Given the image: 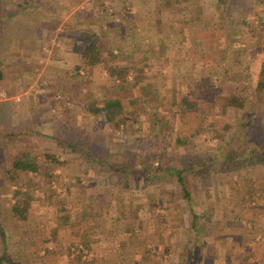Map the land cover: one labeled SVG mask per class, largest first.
<instances>
[{"label":"rangeland","instance_id":"obj_1","mask_svg":"<svg viewBox=\"0 0 264 264\" xmlns=\"http://www.w3.org/2000/svg\"><path fill=\"white\" fill-rule=\"evenodd\" d=\"M2 1L4 0H0V9L7 13L14 11L15 5ZM7 1L10 2L11 0ZM15 1H17L15 4H17L18 12L27 14L32 8L38 9L47 18L52 12L55 15L64 16L68 9L73 5H79L78 2H80L82 11L75 10L73 14L82 16L85 13V20L83 19L82 22L89 20V25L92 26L95 15H102V26H109L112 29L114 25L115 29L113 30H118L119 26L117 25L122 21L121 23L125 26L124 30L129 26L130 36L126 38L115 36V34L105 36L102 32L105 27L99 28L100 30L97 29L96 36L100 39L102 49H108L115 53L117 47L120 46L124 55L107 59V53L102 51V62L90 69H84L80 65L73 66L74 59L72 58L68 60L72 64L65 63L64 69L61 67V69H54L53 64L48 62L46 56L44 59L40 58V62L33 58L25 60L29 61L28 66L35 63L34 68H26L24 63L23 65L19 63V67L16 68L13 67V63L8 62L6 69H3L4 72L1 69L3 73L6 72V77L3 82H0L1 85L4 83L5 86V92H2L3 89L0 85V226L3 232L2 240L0 237V264H68L64 256V254L67 255V250L60 249L54 243V239L61 235V226L57 228L60 222L55 220L57 217L40 222L38 219H22L16 217L15 212L10 211V208L17 204L23 207L25 201L27 202L29 193L20 195L21 192L31 190L32 195L37 193L38 198L35 197L37 201L40 199L39 196L43 197L47 192L50 193L48 204L44 200V204H41L40 208L49 207L51 215H58L59 211L57 208L55 209L57 205L52 203L51 199H54L58 194H64V185L69 182L60 180L54 175L58 174L56 173L59 172L58 167L55 165L46 166L43 154L50 152L58 154L61 159L72 158L67 146L60 139L69 140L70 137L77 134L78 129L85 130L87 135L102 136L103 139L98 138L99 142H96L95 148L97 150L105 149L107 162L114 167H130L133 170L137 166L141 167L142 162L149 159L148 155L159 152H164L170 157L168 161H165L166 165L175 168L185 167L182 177L190 195L192 212L196 214L193 222L189 220L191 218L190 210L181 197L179 186L171 177L163 179L161 177L158 179L151 178L149 175L144 177L145 171H142V177L135 176V185L129 190L122 191L121 194H131L136 200L141 201L143 199L145 205V210L133 214L134 218H132V214H128V219H134L136 233L139 236L144 235V231L142 232L140 229H142L141 220L145 219L143 225H147L146 234L152 237L150 238L152 243L146 241L142 249L138 250L140 253L144 255L147 253L149 255L155 254L157 258L165 254L169 262L176 261L178 254L190 252L188 245L193 242V240L191 241V232L200 229L198 234H201L204 239V236L209 234L214 236L220 233L216 231L221 223H224L225 227H227L226 225L235 227L236 231L234 232H239V226L245 225L248 237L253 236V232L255 234L250 241L252 243L250 247L253 246L256 252L257 250L259 252L262 249V238L257 237V233H255V213L252 208H255L257 204L264 205L262 193V189H264V149L259 153L261 161L253 162L251 158L255 152L252 148L250 149L249 144L250 139H253L254 136L251 137L248 134L249 128L243 125L249 118L243 114L250 111L259 112L255 106L249 104L251 98L256 103L262 101L259 90L255 91L254 86L255 82L260 77L262 78L258 75V68L260 64L264 63V25L258 26L259 30L263 32V37L259 39L260 43H257L256 35L252 31L254 26L264 20V13L254 12L255 8L251 6L236 5L235 0H229V2H233V5L230 6L227 4L218 5L217 3L208 4L205 0H194L198 4L193 7L197 10V15L194 14L192 19L190 18V3H186L187 1L184 0H181L182 3L177 4V6L172 0H161L160 4L151 0ZM164 7L168 12L173 11V14H175L174 10L176 9V17L178 18L175 21L170 13H166L170 16L167 25L168 30L174 32L175 29L172 28L174 26L178 28L176 43L172 42L169 45L178 47V54L183 57L182 61L187 59L180 71L182 73H178V84L170 88H178V92H176L178 105L175 107L173 102L166 108H163L157 99L159 93L156 92L153 95V91L158 89L156 85L159 80L158 77L152 78L151 83L149 81L150 84L145 85L141 83L138 85L135 79L137 77L136 70L141 68L139 67L140 64L142 65L147 60L145 59L147 58L146 55L142 54L141 51L152 44L160 45L159 41L156 42L155 40L158 39L156 33L163 35L159 28L162 27L159 17H163L161 12L165 11ZM243 8H250V10L244 11ZM242 10V13L246 12L244 19L247 26L240 25ZM253 12L256 19L247 18ZM114 19L119 22L116 23L113 21ZM111 21L113 23H110ZM91 26L84 32L74 31L72 40L82 42L86 33H95L96 30ZM225 29L230 30L224 39ZM134 32L135 34H133ZM164 32L167 33V29ZM64 36L63 39L68 37L65 34ZM46 47L47 45L42 46V48ZM130 47L133 52H136L134 54L136 61L132 59L133 56L128 51ZM171 51L172 49L168 50L167 53L169 58ZM130 57L132 58L130 59ZM169 58L165 62L159 60V64L168 65L171 59ZM190 58L191 60H189ZM12 59L14 58L11 57L10 60ZM153 59L155 58L148 60L147 63H150L151 60L154 61ZM109 64L116 68L126 67L130 64L129 68L131 69L127 75V80L130 82L129 86L122 89L114 87V83L108 78L106 71ZM76 66L80 67V71L75 75L73 72ZM186 66H191L194 69L193 72L185 71ZM224 68L228 70L226 74ZM61 70L64 73H61ZM152 70L155 71L154 73L158 71L156 68ZM15 72H17V78L14 77ZM145 72L152 74L149 73V68L145 69ZM68 73L71 74V85L68 84L70 83ZM63 74L65 75L63 76ZM201 76H205L211 85L215 86L216 90L219 89L217 94L212 95L204 89L198 90L197 93L190 86L193 81L199 80ZM10 77L17 80L18 86L15 85L16 82L13 79L10 80ZM161 78L164 80L163 76ZM165 79L169 78L166 77ZM140 81L144 80L141 78ZM236 83H239L240 88H242L240 92L247 96V101L240 107H232L226 101L228 92L236 87ZM67 85L74 89V93L65 89ZM143 91L147 95L145 99L141 96L139 99L137 97L136 100L132 99L133 94L142 95ZM174 91L175 89H173V93ZM234 92L232 91V93ZM54 93L59 97H54ZM148 93H152L153 96L150 97ZM168 93L170 92L168 91ZM195 94L206 101L197 102V108L193 111L183 108L180 104V97L188 95L189 99H194ZM104 97H118L122 103L121 107L115 110V118L112 122H106L102 115L90 117L86 114V112L89 113L87 109L89 105L86 106L87 102L98 105ZM4 102L7 103L4 104ZM174 108H178V116L170 119H159L161 121L157 126L160 127L158 129L160 131L154 138L152 129L154 126L152 124H154V120L158 119L157 114L168 113ZM254 117L251 116L250 118H253V126L257 127L258 132L256 133L264 138V117H260V115L256 117V114ZM170 120L172 121L170 122ZM23 126L27 127L26 132L22 129L14 135H7L9 130L19 129ZM116 129L118 130L116 131ZM176 129L177 131H174ZM52 135L57 138L54 139ZM178 138L184 143H176ZM242 150H246L243 160L231 156L230 158L226 157L222 162L219 161V155L225 151L230 153ZM75 155L77 157L74 156L73 159L79 156ZM16 157L34 158L40 163L42 173L34 176V174L14 171L10 167V162ZM80 157L85 161L84 164L90 162L89 159ZM211 159L212 161H209ZM123 162L124 164L121 165ZM200 163L202 164L199 165ZM199 166L204 170L205 177L203 176V178L194 175L199 171ZM81 167H84L85 170L88 169L84 173L89 171L94 174L96 171L101 173L106 178L108 189L116 195L120 193L118 190L120 188L116 183L117 174L115 170L105 172L92 162ZM231 168L232 170H230ZM62 169L64 168L62 167ZM70 169L71 166L69 165L67 171ZM30 176L33 177L32 180H30ZM202 179H204V185H202ZM16 190L19 191V194L14 195ZM242 194L245 198H241ZM19 197L21 199L23 197V202L16 204L15 202L18 201ZM236 206L247 208V211L242 214L244 215L243 218L238 216L239 213L233 214L232 210ZM118 208L116 205L115 211L112 209L116 215ZM206 211L210 213H206ZM18 221L23 222L17 223ZM121 221L118 220V222ZM135 222H138L140 229ZM192 223L195 225L194 227L191 225ZM38 226L39 229H37ZM200 226L202 229L199 228ZM52 229H55L58 234L53 235ZM196 249L198 247H194L193 252L198 254V259L204 255L201 253L202 250L204 252V249L202 248L201 252ZM72 252L87 261L86 263L92 262L89 255L90 249L86 246H74ZM248 254L249 256L253 255L249 252ZM253 259L251 258L249 262L241 261L240 263L260 264V261ZM197 263L202 264L198 261ZM206 263L210 264V261ZM218 263L215 262V264Z\"/></svg>","mask_w":264,"mask_h":264},{"label":"crops","instance_id":"obj_2","mask_svg":"<svg viewBox=\"0 0 264 264\" xmlns=\"http://www.w3.org/2000/svg\"><path fill=\"white\" fill-rule=\"evenodd\" d=\"M11 1L9 2L7 0H4L2 2L15 5L14 11L7 13L4 12L2 9H0V70L1 69L3 70L4 68L6 69V67L8 66V62L13 63V67L16 68L19 67V63H22L21 65H23L24 63V65H26V68L27 67L34 68L35 63L28 66L29 61H25V60L33 58V59H38L37 61L40 62V58L44 59L45 56L48 62L53 64L54 69L56 68L61 69L63 67L65 68L66 67L65 63L66 64L73 63L72 64L73 66L80 65L81 67L84 65L83 60L80 58V56L72 51V46L74 44L80 43V41L78 42L76 40H72L74 31L80 30L81 32H84L85 30L89 29V27L91 26L89 25L90 23L89 20L82 22L83 19L85 20L84 17L86 15L85 13L83 14L82 12L83 14L82 16H75L73 14L75 10H78V12L82 11L81 10L82 4H80V2H78L79 5H73L70 9H68L67 14L64 16L55 15L52 12L51 15L49 16L47 15L48 16L47 18L46 16H44L43 13H41V11L33 8L32 10H29L27 14L20 13L17 11L18 8H16L17 4H15V2L17 1L15 0H11ZM151 1L158 2L159 4L161 3V0H151ZM165 1H169V0H165ZM172 1L176 6L177 4L182 3L181 0H172ZM184 1H187L186 3H190V15H191L190 18L192 19V16L197 15L196 14L197 10L193 9V7L197 6L198 4L194 0H190V1L184 0ZM235 1H236V5H242V6L247 5L249 7L251 6L255 8L254 12L256 11L257 13H261V14L264 13V9H263L264 0H235ZM205 2H207L208 4L217 3L218 5L228 3V1L226 0H205ZM4 9L6 10V8ZM191 9H192V14H191ZM167 12L168 11L165 9V11L161 12V15L163 17L162 18L159 17L160 22L162 24V27L159 28L161 29L163 35L162 34L157 35L156 33V37L158 36L159 40L156 38L155 41L156 42L159 41L160 45L156 46L152 44L149 46L152 48L149 49V47H145L146 49L141 51L142 54L146 55L147 58H145V56L144 58L147 60L143 62L142 65L140 64L139 67L141 68H138L136 70L137 77L135 78L138 85H140V83L145 85V84H150L152 78L158 77L159 80L156 83L158 89L156 88L157 91L156 90L153 91V95H155L156 92L159 93L157 99L159 102H161L160 104L163 106V108H166L167 105L168 106L172 105L173 102L175 104L174 106L177 107L178 96L176 92H178V88H174V87L172 89L170 88L171 86L178 84L177 83L178 73H182L180 71L181 69H183L184 64L187 62V59L182 61L183 57L181 54L180 55L178 54V47L175 48L169 45V43L172 42L176 43V40L178 39V30H177L178 28L174 26L172 28L175 29L174 32L168 30L167 25L169 23L170 16L166 14ZM174 12L175 14H173V11L168 13H170L171 17L176 21V19H178L176 17L177 14L176 9L174 10ZM254 12L250 14L249 17L247 18L256 19L254 16ZM101 16L95 15V17L93 18L94 24L91 27H93L96 30L94 33L95 35H97V29L99 28L101 29V27L102 28L105 27L101 25V20L103 19ZM97 17L99 18L97 19ZM144 19L142 20L147 21ZM113 21H115L116 23L119 22L117 19H114ZM133 21H135L134 18ZM121 22L117 25L119 26L118 30H113L115 29V26L113 25L112 29L109 26H106L104 28V31L102 32L104 33L105 36L111 34H115V36H119L122 38H126L130 36L129 26L126 27L124 30L125 26ZM110 23L113 22L111 21ZM166 29H167V33L169 34L164 32L166 31ZM228 30L230 29H225L224 33L228 34ZM64 34L68 36L66 37V39H63V37H65ZM133 34H135V32ZM152 34L154 35L155 32ZM45 45H47V47L42 48V46ZM170 49H172V51L170 52L171 59L167 57L168 50ZM128 51H130L131 55L133 56V58L130 57V59L132 58L135 60L136 55L134 54L136 52H133L131 47L128 49ZM64 53L65 56H63ZM11 57H13L14 59L10 60ZM70 58L74 59L72 63L68 62ZM152 58H155L153 59L154 61L151 60L150 63H147L148 60ZM167 58L170 59L168 65L163 66L159 64L160 62L159 60H163L165 62ZM189 60H191V58ZM144 66L146 67L145 69L149 68L150 70L149 73L152 74H147L145 72V69L143 68ZM154 68L158 70L156 73H154L155 71L152 70ZM2 70H1L2 79H0V82L1 81L3 82L6 77L5 76L6 72L3 73L4 70L3 72ZM186 70H188V72L189 71L193 72L194 69H192L191 66L190 67L186 66L185 71ZM16 73L17 72H15L14 75L15 78H17ZM61 73H64V71L61 70ZM64 75L65 74H63V76ZM70 75L71 74L68 73V76ZM161 76L164 77L163 78L164 80H162ZM166 77H168L169 79H165ZM15 78H11L10 80L13 79V81L16 82L15 85H17L18 83ZM141 78L144 81L141 82L140 81ZM54 79H52V81H54ZM68 79H70V83L68 84L71 85V81H72L71 76L70 78L68 77ZM52 85L54 87V84ZM1 89H3L2 92H5L4 83H2ZM65 89H68V91L70 90L71 93L72 92L74 93V89L71 88V86L67 85ZM173 89H175L174 93H173ZM168 91L170 93H168ZM148 95L150 97L153 96L152 93H148ZM53 96L56 98L59 97V95L55 93L53 94ZM139 96H141V98L143 97L144 99L145 97H147V95H145V92L143 91L142 95L138 94L137 96V94H133L132 99L136 100L135 99L136 97L137 99H139ZM86 114H88L90 117H93L95 115L98 117L101 115L103 116V113L101 111L95 114L86 112ZM174 116L175 118L176 116H178V108L176 109L174 108L173 111H169L168 113L163 112L162 114H157L158 119H170L171 117ZM171 121L172 120H170V122ZM117 130L118 129H116V131ZM174 131H177V129ZM59 160H63V159L59 157ZM36 162H37V166L39 167L38 171L36 173L28 172V174L30 175L34 174V176H37L42 173L43 170H41L40 168L41 167L40 163H38V161ZM83 162L85 161H83L82 159L70 158V159H65L64 162L59 165L53 163H45L46 166L55 165L56 167H58L59 172L54 171L58 173L54 175H56L60 180L63 179L65 182L66 181L69 182L66 185H64V190H65L64 194H58L56 195L57 198L55 197L54 199H51L52 203H56L57 205L55 209L57 208V210L59 211L58 215L56 214L51 215L49 207L44 209L40 208V206H42L41 204H44V200H46L48 204V198L50 196L49 195L50 193L47 192H45V195L43 197L39 196L40 199L38 201L35 199V197L38 198L36 191H33V193H36L35 195H32L31 190L26 192L25 191L21 192L20 195H22L23 193H26L25 195H27L29 193L28 200L27 202L25 201L24 203L25 207L23 205H22L23 207H20V205L17 204L18 202L19 203L21 201L23 202V197H24L23 195L22 199L19 197L18 201L15 202L17 205H14L10 208V211L13 210L15 212L16 217L22 219L23 218H28V219L30 218L33 220L38 219L40 222L41 220L57 217L55 220H58V222H60L57 228H60L61 226V230H60L61 235L54 239V243H56L60 249L64 248L67 250L68 253L67 255L64 254V256L68 264H88L86 263L87 261L79 258V255H76L72 252L73 247L77 245L86 246L88 249H90L89 255H90V259L92 258V262L89 264H198L197 261L202 264H208L206 262L209 261L210 264H215L216 261L219 262L218 264H232V262H234L233 264H241L240 263L241 261L249 262L251 258L252 259L254 258L253 260L260 261V264L264 263V205L261 204H257L255 208H252L254 209V213H255V218H254L255 219L254 227H256L255 233H257V237L259 236L262 238V243H261L262 249L259 250V252L258 250L256 252L253 246L252 248L250 247V245L252 244L250 243V241L252 240V237L255 234L253 232V236L250 235L248 237V235H246L247 229L245 225H243V227L239 226L240 229V231L238 230L239 232H234L236 231L235 227L231 225H226L227 227H225L224 223H221L216 231L220 233L214 236L212 234H209L208 236H204L203 239L201 234H198V231L200 229L196 230L197 232L196 231L191 232L192 233L191 241L193 240V242L189 243L188 245V249H190V252L187 251L178 254L176 256L178 257V259L176 260L178 261V263H176V261L173 260L169 262L165 254L162 256H158L157 258V255L155 254L149 255L147 253L144 255L140 253V251L138 250L140 248L142 249L146 241L147 243H152L151 242L152 240H150V238L152 237L146 234L145 230L147 228V225L145 226L143 225L145 219L141 220L142 229L138 227V222L137 223L135 222L136 226L140 230H142V232L144 231L143 232L144 235L139 236L138 233H136L137 230L134 224V219L133 220L128 219V214H132L133 216L134 213H140L142 210H145V205L144 202L142 201L143 199L139 201L134 199L131 194L128 193L121 194L123 191L122 189H118L120 193L116 195L112 190L108 189V183H106L105 181L106 178L101 173H97V171L96 174L90 171L84 173V171L88 169L86 168L85 170V168L81 166H87L88 163L90 164V162H87L86 163L87 165L84 164ZM69 165L71 166V169L70 171H67V167ZM62 167L64 169H62ZM32 178L33 177L30 176V180H32ZM262 190L264 196V189ZM17 192L18 193L16 194H19V191ZM241 198H245L243 194L241 195ZM115 203L119 207L117 215L115 212H113V210L115 211V207H116ZM246 209L247 208L236 206V208H234L232 212L233 214L239 213V215L238 214L237 215L243 218L244 215L242 214H244L247 211ZM251 212L253 213V211ZM206 213H210V212L206 211ZM125 218L127 219L125 220ZM132 218H134V216ZM118 220L119 221L122 220V221L118 222ZM189 220L191 221V218ZM19 222H23V221H18L17 223ZM14 225L21 226L20 224H14ZM39 225L43 226L41 223H39ZM37 229H39V226L37 227ZM56 233H57L56 230L52 229V234L54 235ZM194 247H198L199 252H201L203 248L204 252L202 250L201 253H203L204 255L203 256L201 255L197 259L198 254H195L193 252ZM248 252L253 255L249 256ZM55 264H59V263H55Z\"/></svg>","mask_w":264,"mask_h":264},{"label":"trees","instance_id":"obj_3","mask_svg":"<svg viewBox=\"0 0 264 264\" xmlns=\"http://www.w3.org/2000/svg\"><path fill=\"white\" fill-rule=\"evenodd\" d=\"M226 3L228 6L233 5V2H229ZM245 8H243L244 10ZM248 10H250V8H247ZM247 9H245L244 11H247ZM243 10L241 11V18H240V25L241 26H247V22L245 21V13H242ZM264 25V20L259 22V24L257 26L253 27V31L255 35H256V40L257 43L259 42V39L263 37V32L259 30V25ZM259 26V27H258ZM258 27V29H257ZM87 32V31H86ZM253 33V34H254ZM227 37V35L225 34L224 39ZM260 43V42H259ZM72 51L77 53L80 58L83 60V67L84 69H90L91 67L97 65L100 61H101V55H102V51H105L107 53L108 58H114V57H120L124 55V52L122 50V48L120 46L117 47L116 52L113 53L111 52V50H104V48L102 49V46L100 44V39L93 33H86L83 37L82 42L74 44L72 46ZM130 64L126 67H122V68H116L114 65L109 64L107 66V75L108 78L110 80L113 81L114 83V87H116L117 89H122L126 86L130 85L129 80H127V75L130 72L129 70L131 68H129ZM227 67V66H226ZM224 73L226 74L227 68H224ZM80 71V67L76 66L74 69L73 74H78ZM258 75L262 76V78L260 77V79H258L255 82V91L259 90L260 92V96H261V103H256L253 101V99L251 98L249 104L252 106H255V108H257L259 110V112H255V111H250V112H246L243 115L244 116H248V120L244 122V126H246V128H249V132L248 134H250L251 137L254 136L253 139H250V149L252 148L255 152V154L252 156V161L253 162H260L261 158H259V153H261L264 149V138H261L260 135H258L256 132H258L257 127L253 126L252 124V119L250 118L251 116H255L256 117H264V63L260 64L259 68H258ZM2 73L0 70V79L2 78ZM193 89H195L198 93L199 91H202L203 89L210 94H217V92L219 91V89L216 90L215 86L213 87V85H211V83L209 82V80L206 79L205 76H201L199 78V80H195L191 83V85ZM240 86L239 83H236V87H234L232 89V91H235L234 93L228 92V97L226 98L227 100V104L232 106V107H240L241 105H243L244 102L247 101V96L245 94H243V92H240ZM206 101L204 99H200L199 95L195 94L194 95V99H189L188 95L185 96H181L180 97V104L183 106V108H185L188 111H193L194 109L197 108V102H203ZM7 102H4V104H6ZM3 104V103H1ZM89 105V107L87 108L89 110V113L91 114H95L98 112H102L103 116H104V120L106 122H112L115 118V113H116V109L120 108L122 103L120 101V99L118 97H104L101 100V103L98 105H95L92 102H87L86 106ZM259 114V115H257ZM255 118V117H254ZM256 120V118H255ZM161 120L157 119L154 120V124H152L154 127L153 129V135L154 138L156 137L157 133L160 131H158V129H160L159 126V122ZM261 127H263L262 125H260ZM26 126H23L19 129H13V130H9L7 132V135H14L16 133H18V130H24V132H26ZM261 129V128H260ZM256 135V137H255ZM53 137V135H52ZM250 137V138H251ZM54 139L57 137H53ZM103 139L102 136H99L97 134H91V135H87L85 130L82 129H78L77 130V134L73 135L72 137H70L69 140H64V139H60L62 143H64L65 146H67L68 148V152L70 154V156H72L71 159H73L74 156H76L75 154L79 155L78 159H81L80 156L85 157L87 159H89L90 162H92V164H96V166H98L100 169L105 170V172H110L112 169L116 171L117 174V186L122 189V190H129V188L133 187L135 185V176H141L142 171H145V176L147 175L151 176V178H173L172 180H174L177 185L179 186V189L181 191V197L182 199L185 200V203L188 205V208L190 210V217H191V222H193V220L196 218V214L192 212L191 209V200H190V195L188 190L186 189L185 185H184V181H183V177H182V173L185 170V167H180V168H175L173 166L170 165H166L165 161H168L170 159V157L167 156V154H165L164 152H159V153H153L152 155H148L147 157L149 159L145 160L142 162V166L139 167L137 166V168L131 170L130 167H114L112 166L109 162H107L106 159V154H105V149L103 150L101 148L100 149H96V142H99V139ZM176 143H184V141H182L181 139H176ZM249 148V147H248ZM247 149V148H246ZM245 151L246 150H242L240 152L237 151H232L230 153L228 152H223L222 154L219 155L220 157V162H222V160H225L226 157H237L240 160L244 159V155H245ZM44 157V161H46V163H53V164H61L64 162L65 159L63 160H59V155L58 154H53L50 152H46L43 154ZM77 157V156H76ZM80 157V158H79ZM128 159V158H127ZM208 161V160H207ZM209 161H212L209 160ZM251 161V163H253ZM153 163V164H152ZM124 164L121 163V165ZM202 163H200L199 165H201ZM205 166V164H203ZM10 167L11 169H13L16 172H24V173H36L38 171V166H37V162L34 158H19L16 157L14 159L11 160L10 162ZM147 168V169H146ZM199 171L197 173H194V175H198L201 176V178H203V176L205 177L204 174V170L201 166H199ZM232 170V168L230 169ZM12 177V176H11ZM142 177V176H141ZM208 177V176H207ZM200 178V179H201ZM203 180L202 179V185L203 184ZM18 193L17 190L15 191V194ZM194 218V219H193ZM193 227L195 225H193V223L191 224ZM201 228V226L199 227ZM1 226H0V237L2 240V230H1Z\"/></svg>","mask_w":264,"mask_h":264}]
</instances>
